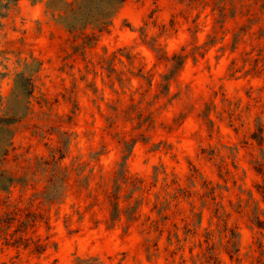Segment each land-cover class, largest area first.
I'll return each instance as SVG.
<instances>
[{
	"label": "rangeland",
	"instance_id": "obj_1",
	"mask_svg": "<svg viewBox=\"0 0 264 264\" xmlns=\"http://www.w3.org/2000/svg\"><path fill=\"white\" fill-rule=\"evenodd\" d=\"M46 1L2 0L9 7L0 16V115L25 63L35 58L41 68L28 115L0 164L26 183L10 194L0 190V215L13 202L48 216L29 235L49 237L51 245L39 256L0 239V264H79L78 257L193 264L196 238L176 251L168 230L177 224L186 238V219L196 220L191 202L200 212L205 180L241 230L243 264L264 260V229L253 226L250 209L232 207L252 191L264 209L257 189L264 175L255 163L264 160V140L253 137L264 129V0H126L93 45L57 24ZM157 50L183 58L172 79L165 75L174 61ZM127 154L129 178L120 181L114 222L117 171ZM55 159L66 192L47 204L36 195L56 172ZM212 210L204 209L201 231Z\"/></svg>",
	"mask_w": 264,
	"mask_h": 264
},
{
	"label": "trees",
	"instance_id": "obj_2",
	"mask_svg": "<svg viewBox=\"0 0 264 264\" xmlns=\"http://www.w3.org/2000/svg\"><path fill=\"white\" fill-rule=\"evenodd\" d=\"M16 3L18 0H13ZM126 0H47L46 12L52 17L57 24L62 25L71 33H78L84 36L85 44L93 45L98 42L100 36L109 31L113 21ZM9 7L8 2L4 3L0 0V16L2 8ZM160 57L173 60V66L169 73L165 75L166 79H172L175 74L181 69L184 64L183 58L174 56L170 58L167 52H161ZM33 62L25 63L22 71L17 73L15 79V87L11 97L9 98L8 108L3 115H0V164L5 160L8 154L9 147L14 137L16 126L22 119L28 115L30 110L31 98L35 90L33 76L41 68V62L33 58ZM168 85H166L167 87ZM24 104V106H23ZM263 127H259L258 131L253 134L254 139L258 140L259 144H263ZM130 150L132 144L125 142ZM61 156V160H63ZM128 154L124 155L119 164L117 177L114 189V199L112 201V221H116L120 213V204L118 190L121 187L120 181H127L129 173L127 168ZM54 163L57 170L51 178L47 180V186L44 191L37 194V198H41L43 203L53 204L60 202L66 192V177L62 172V167L59 166L55 159ZM258 171L264 175V160H258ZM49 164V163H48ZM198 177V172L192 176V181L195 182ZM25 179L16 178L9 174L6 170L0 171V190L11 193L13 187L17 184L24 185ZM211 182L207 180L203 183L205 192L200 194L202 201L201 211H196L194 200L191 202L193 208L192 216L196 220L188 221L186 219L185 234L186 238H181L177 224H174V229L169 228L168 243L169 247L176 244V251L184 250L185 241L190 238H196L193 248H191L193 264H224L222 253H226L231 260L238 264H243L244 258L241 255V230L237 223H231L232 212L227 209L222 200H219L217 188L211 186ZM258 192L264 202V181L257 184ZM191 195V194H190ZM189 195V196H190ZM249 197L246 200L240 199L237 204L232 207L237 212H242L245 208L249 210V218L253 226L264 229V209L260 205V201L254 198L252 191L248 192ZM10 196H8L9 199ZM178 197V195H177ZM34 205V199L30 201L29 207ZM7 212L0 215V239L3 245L8 248L30 251L31 254L41 256L50 247L49 237L43 239L41 236L29 235L30 230L35 228L40 219L49 224V217L42 216L39 213L23 208L20 203L6 202ZM211 217L209 225L201 231L203 211L211 209ZM194 219V218H193ZM41 220V221H42ZM176 239V240H175ZM199 248L200 251L194 254V249ZM173 251H171L172 253ZM172 254L176 255L174 251ZM174 257V256H173ZM183 263L186 261L182 255ZM98 257H91L89 260H97ZM79 264H87V260L78 257ZM264 264L262 256H252V264ZM103 264V263H101Z\"/></svg>",
	"mask_w": 264,
	"mask_h": 264
}]
</instances>
